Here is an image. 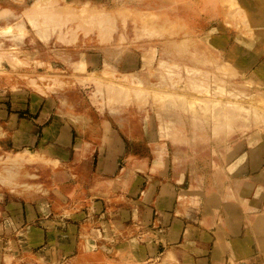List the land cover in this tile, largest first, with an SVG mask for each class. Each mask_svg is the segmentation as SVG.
Instances as JSON below:
<instances>
[{
    "label": "rangeland",
    "instance_id": "1",
    "mask_svg": "<svg viewBox=\"0 0 264 264\" xmlns=\"http://www.w3.org/2000/svg\"><path fill=\"white\" fill-rule=\"evenodd\" d=\"M20 91L35 99L46 95L52 116L87 120L90 103L105 128L109 119L128 138L133 131L154 134L149 145L141 138L127 144L146 155L151 147L154 171L165 165L166 141L182 174L188 148L206 150L196 141L212 139V159L198 164L213 172L218 184L228 170L219 159L226 163L240 147L233 140L250 133L255 144L264 134V0H0V103L9 107ZM3 128L0 237L6 240L0 253L5 257L8 239L19 230L9 228L19 203H43L48 218L57 211L71 216L62 205L84 195L78 182L86 181L87 164L77 165L73 157L61 164L54 147L40 142L29 149L13 147ZM77 144L83 153L87 144ZM190 171L191 189L182 190L179 199L197 205L194 192L203 175ZM78 207L87 213L86 206ZM258 244L264 256V237ZM109 250L111 258L127 256L126 264H179L171 248L155 261L142 260L132 236ZM39 260L30 257L27 264Z\"/></svg>",
    "mask_w": 264,
    "mask_h": 264
},
{
    "label": "crops",
    "instance_id": "2",
    "mask_svg": "<svg viewBox=\"0 0 264 264\" xmlns=\"http://www.w3.org/2000/svg\"><path fill=\"white\" fill-rule=\"evenodd\" d=\"M17 93L9 107L0 103V128L7 127L12 146L52 145L53 156L61 164L68 157L77 165L87 164L86 183L78 182L84 188L81 198L62 205L72 212L67 218L61 211L48 218L41 202L19 203L20 213L12 216L14 224L9 221L10 229L19 230L8 239L7 254L0 253V263L14 257L24 258L21 263L27 264L30 257L39 255L43 260L37 264H126L127 256L111 258L107 251L109 245L132 236L144 261H155L171 248L179 264H264L258 244L264 237V134L255 144L250 133L233 140L240 147L226 163L219 159L228 170L216 184L213 172L206 173L198 164L212 159V139L196 141L207 145L206 150L196 147L194 153L188 148L187 165L179 168L182 174H177L171 162L173 151L168 146H172L166 141L165 165L154 171L151 147L148 155L127 148L140 138L149 145L156 139L154 134L133 131L134 136L128 138L117 121L108 118L105 128L90 103L87 120L52 116L54 108L50 113L46 95L35 99L28 91ZM27 114L36 116L24 117ZM138 127L144 126L140 123ZM36 130H40L38 135ZM78 141L87 144L81 154ZM191 167L203 175L200 189L194 192L197 205L179 199L182 190L191 189ZM132 175L135 179L130 181ZM79 205L86 206L87 213ZM5 240L0 237V249Z\"/></svg>",
    "mask_w": 264,
    "mask_h": 264
},
{
    "label": "bare ground",
    "instance_id": "3",
    "mask_svg": "<svg viewBox=\"0 0 264 264\" xmlns=\"http://www.w3.org/2000/svg\"><path fill=\"white\" fill-rule=\"evenodd\" d=\"M38 7V6H37ZM5 9V8H4ZM170 102V101H169ZM174 102V101H173ZM173 102L172 103H170V106L171 107H177V105H175V104H173ZM178 134H181V133H177V136H179ZM202 137H204L203 135H202ZM177 138V137H176ZM184 192H187V190H184L182 193H184ZM185 194V193H184Z\"/></svg>",
    "mask_w": 264,
    "mask_h": 264
}]
</instances>
